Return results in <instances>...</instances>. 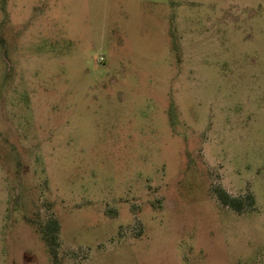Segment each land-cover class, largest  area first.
<instances>
[{
  "label": "rangeland",
  "instance_id": "obj_1",
  "mask_svg": "<svg viewBox=\"0 0 264 264\" xmlns=\"http://www.w3.org/2000/svg\"><path fill=\"white\" fill-rule=\"evenodd\" d=\"M52 219L57 264H264V0H0V264Z\"/></svg>",
  "mask_w": 264,
  "mask_h": 264
},
{
  "label": "trees",
  "instance_id": "obj_2",
  "mask_svg": "<svg viewBox=\"0 0 264 264\" xmlns=\"http://www.w3.org/2000/svg\"><path fill=\"white\" fill-rule=\"evenodd\" d=\"M214 191L221 204L239 214L255 208V198L252 193L241 196H232L221 186L216 187ZM59 230V223L55 219L49 220L42 229V234L50 247V253L55 264H57L58 259L56 245L58 244Z\"/></svg>",
  "mask_w": 264,
  "mask_h": 264
}]
</instances>
